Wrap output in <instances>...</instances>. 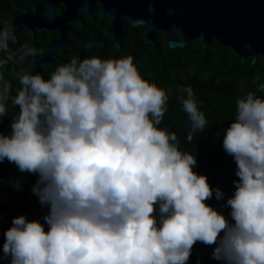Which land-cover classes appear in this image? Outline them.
Returning <instances> with one entry per match:
<instances>
[{
  "label": "clouds",
  "instance_id": "9594fccd",
  "mask_svg": "<svg viewBox=\"0 0 264 264\" xmlns=\"http://www.w3.org/2000/svg\"><path fill=\"white\" fill-rule=\"evenodd\" d=\"M16 42L13 24L0 27V123L9 100L19 108L10 135L0 134V162L38 174L32 192L50 210L43 217L47 231L38 220L14 217L0 260L188 264L201 242L216 245L211 258L224 264H264V98L252 91L238 97L223 135L239 178L226 201L230 223L205 203L224 193L193 170L197 160L181 151L177 134L159 127L167 91L145 79L131 55L72 57L48 79L13 69L20 86L13 96L4 69L42 55L27 43L12 51ZM258 90L264 93V84ZM180 91L191 143L207 119L191 86Z\"/></svg>",
  "mask_w": 264,
  "mask_h": 264
},
{
  "label": "trees",
  "instance_id": "16d2710c",
  "mask_svg": "<svg viewBox=\"0 0 264 264\" xmlns=\"http://www.w3.org/2000/svg\"><path fill=\"white\" fill-rule=\"evenodd\" d=\"M37 2L46 11L45 4L40 0H0V27L11 23L13 17L21 14L23 10H32V3ZM95 18H85L83 27L71 26L68 44L54 51L50 62L42 65L41 74L48 79L58 65L68 63L72 57L84 59L96 56L101 59H116L131 55L141 75L166 90L169 95L168 110L159 127L177 134L181 151L194 154L197 160V166L193 170L199 175L207 176L210 186L213 189L219 188L224 193L223 200L217 201L213 195V198L205 203L223 213L230 223H234L226 201L234 194L233 181L239 178L235 175L237 166L233 157L223 149V135L235 120L238 97L252 91L264 98V93L258 90V86L264 84V58L259 56L254 64L251 63L250 57L241 62L232 49L222 48L215 40L207 47H202L200 42L194 40L183 48L170 49L167 46L168 41L180 39V35L174 30L167 35L158 32L154 42L146 43L144 32L148 27H133L128 20H125L126 28L119 47H116L113 38H110L103 45L85 49V43L94 34L102 32L110 20L108 17ZM57 35L42 29L35 30L34 36L31 37L22 30L17 34V42L10 43V49L15 51L27 43L38 51H43ZM33 66V58H26L22 65L9 63L4 69V78L11 83L13 96L20 86L10 73L13 69L19 71L21 67L30 72ZM257 77L259 79H256ZM187 86L193 89L198 107L207 119L204 132H197L191 143L187 142L190 121L178 100V97L186 96L180 88ZM7 107L8 115L0 123V134L3 135H10V122L19 112V108L12 106L10 100ZM3 179L7 185L0 188V256L3 255L4 232L12 226L14 217L23 215L29 221L38 220L44 224L47 231L48 225L43 217L50 210L49 206H42L32 192L38 174L21 172L12 163L10 167L5 168ZM215 247L216 245L206 246L197 242L192 248L188 264H197V261L199 264H224L211 258ZM9 260L10 258L0 260V264H9Z\"/></svg>",
  "mask_w": 264,
  "mask_h": 264
},
{
  "label": "water",
  "instance_id": "95a60500",
  "mask_svg": "<svg viewBox=\"0 0 264 264\" xmlns=\"http://www.w3.org/2000/svg\"><path fill=\"white\" fill-rule=\"evenodd\" d=\"M46 6L47 19L42 17L43 8L39 2L32 3V10L25 9L13 17L11 24L16 35L21 30L31 37L35 29L58 32L54 39L34 58L31 73L39 72L47 65L54 51L66 44L69 24L82 26L78 11L91 17L98 4V16L111 17L103 32L95 34L85 44L89 49L94 44H102L106 37L113 35L116 47L120 46L125 24L142 26L150 23L144 33V41H155L156 33L167 35L171 29L180 35L179 40H169L170 49L183 48L187 43L198 41L207 47L212 40L222 48H230L243 62L251 58L254 64L260 56L264 58V0H40ZM62 9L58 11L59 6ZM12 165L6 161L0 168Z\"/></svg>",
  "mask_w": 264,
  "mask_h": 264
},
{
  "label": "flooded vegetation",
  "instance_id": "af4514ba",
  "mask_svg": "<svg viewBox=\"0 0 264 264\" xmlns=\"http://www.w3.org/2000/svg\"><path fill=\"white\" fill-rule=\"evenodd\" d=\"M98 7H99V5L97 4L96 5V10L93 12V14H92V16L91 17H88L86 14H84V13H82V12H80V11H78V16L80 17V19L82 20V26H80V27H83L84 26V21H85V18H87V19H93V18H95L96 16H98V12H97V10H98ZM42 8H43V6H42ZM62 9V6L60 5L59 6V8L57 9V14H58V11H60ZM43 15H42V17L44 18V19H47V16H45L44 17V14H46V11H45V9L43 8ZM99 17V16H98ZM104 17H108V16H103V17H99L100 19H102V18H104ZM110 20H109V23H110V21H111V17H108ZM96 19V18H95ZM125 20H128V19H126V18H123L122 19V22L125 24ZM129 21V20H128ZM108 23V24H109ZM129 23H130V21H129ZM107 24V25H108ZM131 25V24H130ZM149 25H150V23L149 22H147L145 25H142V26H147V27H149ZM71 26H75L74 24H69V27H70V32H71ZM139 26V25H138ZM75 27H78V26H75ZM106 27V26H105ZM104 27V28H105ZM137 27V26H136ZM125 28H126V24H125ZM125 28H124V30H125ZM148 29V28H147ZM146 29V30H147ZM24 30V29H23ZM35 30H37V29H35ZM104 30V29H103ZM124 30H123V32H124ZM145 30V31H146ZM171 30H173V29H171ZM171 30H170V32H171ZM22 31V30H21ZM20 31V32H21ZM70 32L67 34V39H66V44L63 46V47H65L67 44H68V38H69V35H70ZM103 32V31H102ZM169 32V33H170ZM34 33H35V31H34ZM52 33H57L58 34V32L55 30V31H53ZM51 33V34H52ZM99 33H101V32H99ZM145 33V32H144ZM168 33V34H169ZM96 34H98V33H96ZM95 35V34H94ZM93 35V36H94ZM92 36V37H93ZM57 37H58V35H57ZM92 37L89 39V40H91L92 39ZM157 37H158V32L156 33V36H155V40L157 39ZM110 38H113V40H114V37H113V35H109L108 37H106L105 38V40H104V42L102 43V44H94V45H92L89 49H91L92 47H94V46H96V45H103L108 39H110ZM88 40V41H89ZM173 40H177V39H173ZM179 40V39H178ZM87 41V42H88ZM86 42V43H87ZM85 43V44H86ZM62 47V48H63ZM84 48H85V45H84ZM86 49V48H85ZM34 59V58H33ZM42 67V66H41ZM6 161H3V162H0V165H2L3 163H5ZM4 171H5V168H0V188H2V186L3 185H7V184H5L4 183V179H3V175H4Z\"/></svg>",
  "mask_w": 264,
  "mask_h": 264
}]
</instances>
